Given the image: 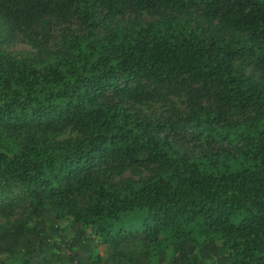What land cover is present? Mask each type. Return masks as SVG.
Segmentation results:
<instances>
[{
	"label": "trees",
	"instance_id": "obj_1",
	"mask_svg": "<svg viewBox=\"0 0 264 264\" xmlns=\"http://www.w3.org/2000/svg\"><path fill=\"white\" fill-rule=\"evenodd\" d=\"M0 21V201L20 186L28 210L0 264H264V84L240 70L264 72V0H0ZM185 89L182 121L128 110ZM129 163L157 170L99 174Z\"/></svg>",
	"mask_w": 264,
	"mask_h": 264
},
{
	"label": "rangeland",
	"instance_id": "obj_2",
	"mask_svg": "<svg viewBox=\"0 0 264 264\" xmlns=\"http://www.w3.org/2000/svg\"><path fill=\"white\" fill-rule=\"evenodd\" d=\"M186 16L189 18V22L193 23L195 18H199L197 11L191 9L188 10ZM155 16L146 11L127 12L124 17H104L101 14L103 20L102 32L110 31L116 22L127 24V22L135 20H151ZM70 29L76 30L78 28L76 23H70ZM2 24L0 21V30ZM4 33V32H0ZM8 51L16 53H30L33 49L20 42H7L2 45ZM238 65V63H236ZM240 68V65H239ZM244 73L249 74L255 81H259L264 84V72L252 71L249 68H240ZM206 102L205 100H202ZM199 100V96L194 90L185 89L173 94H164L161 97H152L139 103H133L129 105L128 110L135 113L147 120L157 123L159 121H182L186 117L191 115L190 107L192 104H196ZM166 132V129H165ZM79 136L76 129H73L70 125L59 126L53 131L44 133L42 137L48 142H63L71 141ZM175 143L178 144L182 151L185 153H193L197 150L194 146V142L185 136V138L177 137ZM157 165L153 163H135L125 164L115 168H103L99 174L101 177L110 179L113 181H120L122 179L141 180L144 177L152 175L156 172ZM21 187L15 186L7 193L5 201H0V227L8 224H15L17 219L25 218L28 214L26 207V200L20 198ZM126 250H134L138 248V243L130 242L125 245ZM172 253V249L167 250V257Z\"/></svg>",
	"mask_w": 264,
	"mask_h": 264
}]
</instances>
